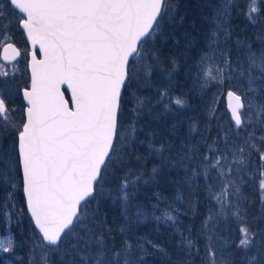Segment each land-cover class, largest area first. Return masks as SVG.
<instances>
[{
	"label": "snow or ice",
	"instance_id": "1",
	"mask_svg": "<svg viewBox=\"0 0 264 264\" xmlns=\"http://www.w3.org/2000/svg\"><path fill=\"white\" fill-rule=\"evenodd\" d=\"M197 7L202 23L178 34V0H0L2 215L7 229L27 215L31 229L16 264H52L54 253L72 264H149L156 253L169 264H264L245 195L258 194L264 219V0ZM180 73L226 93L230 115L221 122L213 101L215 135L177 146L140 120L157 104L187 105L173 95ZM173 169L183 172L170 181L175 199L161 209L167 198L154 193L149 215L137 193ZM147 219L171 222L174 256L135 236ZM0 250L14 252L6 233Z\"/></svg>",
	"mask_w": 264,
	"mask_h": 264
},
{
	"label": "trees",
	"instance_id": "2",
	"mask_svg": "<svg viewBox=\"0 0 264 264\" xmlns=\"http://www.w3.org/2000/svg\"><path fill=\"white\" fill-rule=\"evenodd\" d=\"M199 1L204 0H178L179 8L178 14L186 17V22L183 27L178 29L179 32L183 31L184 28L191 27V21L195 17L198 22L202 23V17L199 15L200 11H197V5ZM190 80H186L183 73H180L176 77L175 88L173 89V95L179 96L180 93H186L184 97L187 99L189 104H198L199 101L203 100V96L200 95L203 91L198 88H194L190 85ZM164 111V108H163ZM146 117L142 116L140 123L144 125ZM167 115H163L158 120H149L151 128L145 129L146 131H155L159 134L162 139L169 140V132L173 130V125L169 122ZM143 138V137H141ZM174 140V139H173ZM172 140V142H173ZM153 163H159L158 158H153V162L148 164L149 170L153 166ZM183 176V172L179 169H173L171 171L165 172L164 179L158 185H145L142 190L137 193L136 199L141 201L147 208L149 215H151L152 204H154L155 196L154 193H158L166 200L161 201V209L169 203H172L175 199L176 189L180 187L178 183H170V181H179ZM186 193V189L183 190ZM1 195V193H0ZM2 196V195H1ZM3 201V198H2ZM2 201L0 199V222L1 228L0 233H6L8 236L13 238L14 252H3L0 250V264H16V257H24L28 249L27 238L31 235V229L29 227V220L27 215L24 216L22 225L17 226L12 223L11 229L6 228L5 220L2 215L1 208L3 210ZM22 206V199L20 198V206ZM179 207L183 208V204H178ZM161 209H158L156 214H161ZM247 211L250 217H255L256 219L251 222L255 224L259 222V217L262 214V206L258 199V194H255L254 200L247 205ZM118 215V210L116 211ZM189 222V217L182 216L179 226L183 228ZM199 220H197V225ZM133 232L135 236L147 235L149 238L153 239L155 242L159 243L163 247L169 250V256H174V227L171 222L165 223L164 221H155L152 219L144 220L142 223H138L133 227ZM26 234V237L24 236ZM178 238V237H176ZM61 254V253H59ZM65 257L59 258V260H53L52 264H72L73 256L71 254H64ZM149 264H169L168 258L163 256L161 253H156L154 256L148 257Z\"/></svg>",
	"mask_w": 264,
	"mask_h": 264
},
{
	"label": "rangeland",
	"instance_id": "3",
	"mask_svg": "<svg viewBox=\"0 0 264 264\" xmlns=\"http://www.w3.org/2000/svg\"><path fill=\"white\" fill-rule=\"evenodd\" d=\"M204 1H199L198 4H202ZM197 11H201L199 8H197ZM205 14H207L205 12ZM237 24H240L241 21L237 20ZM243 26V25H241ZM16 40L18 42L22 43V37L19 35L16 36ZM23 65H21V68ZM163 77L161 76L160 80H162ZM160 80H157L154 82V87L145 92V95H151L155 96L156 92L155 89L157 87H161ZM190 85L194 87L193 82L189 81ZM175 88V83L173 86V89ZM196 89V87H194ZM200 95L203 96V100L199 101L198 104H189L184 108H178V106L173 105L171 109L163 111V106L162 104H157L153 108V110L149 112L144 113V117H146L144 125H147L146 129L151 128L149 120H158L160 119L161 116L167 115L169 119V123L173 125V130L169 132V140L172 141L175 145H179L180 141L182 140H190L192 143H196L200 140L201 135H208V136H213L216 133V119L213 118L211 119V122L209 123V115L207 112V107L210 103H215V109H216V117L220 118L221 122H227L229 119V111L227 109V101H226V93H217V90L215 88H209L203 91ZM187 100V99H186ZM188 102V101H187ZM195 120L197 124L198 131L193 133L190 132L189 125L190 123ZM210 127L211 131H207L206 129ZM2 198L3 194L1 193ZM0 195V199H1ZM250 200H254L255 194L252 193L249 195ZM3 206V203H2ZM20 206V197H17V208ZM2 211V208H1ZM262 214L259 217L260 228H264V219L261 218ZM1 221V220H0ZM12 222H15V219H13ZM1 224V222H0ZM16 225V222L14 223ZM22 225V224H20ZM65 257L64 254H59V253H54L52 254V259L53 260H59V258Z\"/></svg>",
	"mask_w": 264,
	"mask_h": 264
},
{
	"label": "bare ground",
	"instance_id": "4",
	"mask_svg": "<svg viewBox=\"0 0 264 264\" xmlns=\"http://www.w3.org/2000/svg\"><path fill=\"white\" fill-rule=\"evenodd\" d=\"M251 194H252V192H251L250 189H246V190H245V195L249 196V195H251ZM1 201H2V196H1ZM259 224H260V221H259V222L257 221L254 225H256V226L259 227ZM0 226H1V224H0ZM0 228H1V227H0ZM24 236L26 237V234H24Z\"/></svg>",
	"mask_w": 264,
	"mask_h": 264
},
{
	"label": "water",
	"instance_id": "5",
	"mask_svg": "<svg viewBox=\"0 0 264 264\" xmlns=\"http://www.w3.org/2000/svg\"><path fill=\"white\" fill-rule=\"evenodd\" d=\"M226 101H227V103H228L227 97H226Z\"/></svg>",
	"mask_w": 264,
	"mask_h": 264
}]
</instances>
